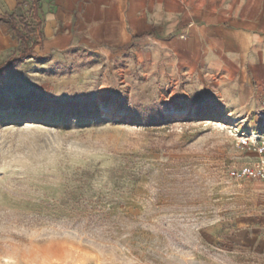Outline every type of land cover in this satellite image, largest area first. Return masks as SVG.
<instances>
[{
    "label": "rangeland",
    "instance_id": "1",
    "mask_svg": "<svg viewBox=\"0 0 264 264\" xmlns=\"http://www.w3.org/2000/svg\"><path fill=\"white\" fill-rule=\"evenodd\" d=\"M36 51L0 75V264H264V105L163 107L149 64Z\"/></svg>",
    "mask_w": 264,
    "mask_h": 264
},
{
    "label": "crops",
    "instance_id": "2",
    "mask_svg": "<svg viewBox=\"0 0 264 264\" xmlns=\"http://www.w3.org/2000/svg\"><path fill=\"white\" fill-rule=\"evenodd\" d=\"M31 5L0 0V15L29 16ZM38 6V52L81 49L106 61L146 63L182 94L240 111L264 105V0H38ZM17 50L10 24L0 20V64Z\"/></svg>",
    "mask_w": 264,
    "mask_h": 264
},
{
    "label": "trees",
    "instance_id": "3",
    "mask_svg": "<svg viewBox=\"0 0 264 264\" xmlns=\"http://www.w3.org/2000/svg\"><path fill=\"white\" fill-rule=\"evenodd\" d=\"M38 8V0H32L29 16L21 14L0 15L1 21L10 24L18 41L17 53L12 54L3 64H0V75H2L7 68H12L17 63L37 56L35 49L42 48V21L38 16ZM139 109L140 112L137 113L136 119L146 124L151 123L149 115L157 113L159 116H162L157 106H154L152 109L150 107Z\"/></svg>",
    "mask_w": 264,
    "mask_h": 264
},
{
    "label": "snow or ice",
    "instance_id": "4",
    "mask_svg": "<svg viewBox=\"0 0 264 264\" xmlns=\"http://www.w3.org/2000/svg\"><path fill=\"white\" fill-rule=\"evenodd\" d=\"M166 102L163 103V107H177V108H192L197 110H209L212 107V104L205 99H202L200 96L195 94H173L168 96L165 93ZM101 103L107 104L111 103L110 100H102Z\"/></svg>",
    "mask_w": 264,
    "mask_h": 264
},
{
    "label": "built area",
    "instance_id": "5",
    "mask_svg": "<svg viewBox=\"0 0 264 264\" xmlns=\"http://www.w3.org/2000/svg\"><path fill=\"white\" fill-rule=\"evenodd\" d=\"M242 173L244 174V175H248V176H252V175H254V171L253 170H250V169H247V168H244L243 170H242Z\"/></svg>",
    "mask_w": 264,
    "mask_h": 264
}]
</instances>
